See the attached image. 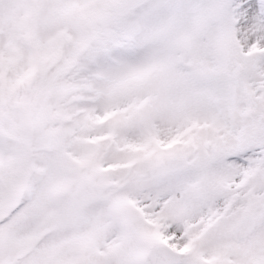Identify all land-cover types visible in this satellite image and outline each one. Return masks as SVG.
Masks as SVG:
<instances>
[{
	"label": "snow or ice",
	"instance_id": "obj_1",
	"mask_svg": "<svg viewBox=\"0 0 264 264\" xmlns=\"http://www.w3.org/2000/svg\"><path fill=\"white\" fill-rule=\"evenodd\" d=\"M0 264H264V0H0Z\"/></svg>",
	"mask_w": 264,
	"mask_h": 264
}]
</instances>
